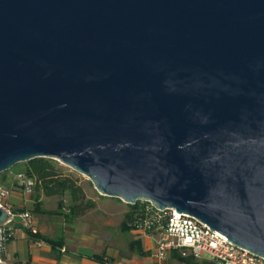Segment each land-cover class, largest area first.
Masks as SVG:
<instances>
[{"label": "water", "instance_id": "1", "mask_svg": "<svg viewBox=\"0 0 264 264\" xmlns=\"http://www.w3.org/2000/svg\"><path fill=\"white\" fill-rule=\"evenodd\" d=\"M37 158L264 258V0H0V176Z\"/></svg>", "mask_w": 264, "mask_h": 264}, {"label": "crops", "instance_id": "2", "mask_svg": "<svg viewBox=\"0 0 264 264\" xmlns=\"http://www.w3.org/2000/svg\"><path fill=\"white\" fill-rule=\"evenodd\" d=\"M18 175L19 172L9 171L0 177L10 191L8 201L16 212L32 214L33 228L46 241L30 238L27 230L16 226L7 246L9 259L30 264H106V260L112 264H155L152 253L158 238L133 229L122 230L129 211L123 201L101 196L96 190L88 195L84 190L94 207L74 218L67 216L72 214L69 196L63 198L62 214H35L32 211L36 197L46 211L58 210L61 199L47 197L43 191L25 192ZM178 255V251L171 252L167 264H184Z\"/></svg>", "mask_w": 264, "mask_h": 264}, {"label": "built area", "instance_id": "3", "mask_svg": "<svg viewBox=\"0 0 264 264\" xmlns=\"http://www.w3.org/2000/svg\"><path fill=\"white\" fill-rule=\"evenodd\" d=\"M19 185L25 192H33L35 182L24 175H18ZM10 191L0 181V207L10 216L0 225V264H30L8 258L7 246L13 237L17 224L25 230L37 233L33 228V216L30 212H16L8 201ZM143 216L133 222V230L147 236L157 237L156 248L152 253L155 264H167L170 254L178 251L181 257L192 256L197 262L212 264H264V258L242 249L225 236L211 231L194 217L175 210H159L151 202H140ZM106 264H112L106 260Z\"/></svg>", "mask_w": 264, "mask_h": 264}, {"label": "trees", "instance_id": "4", "mask_svg": "<svg viewBox=\"0 0 264 264\" xmlns=\"http://www.w3.org/2000/svg\"><path fill=\"white\" fill-rule=\"evenodd\" d=\"M20 174L24 175L27 179H32L35 182L33 191L37 194L38 191H43L47 197H58L61 199L58 210L46 211L42 209V204L39 202V198L36 197L33 213L42 215H58L62 214L63 198L69 196L70 210L72 214H68L70 218H74L86 210L94 207V204L86 199V194L83 186L80 184L78 178H76L71 172L68 174L58 166L55 160L49 158H37L24 164V168ZM1 174L0 177L4 176ZM143 216V205L137 202L135 205H129V211L126 214L122 223V230H130L133 227V222ZM19 227L20 224H17ZM30 238L35 240H45L46 238L40 236L38 233H33L27 230ZM98 259V258H97ZM178 259L184 264H195L197 261L192 257H181L178 255ZM98 260L103 261L102 258ZM200 264H212L207 262H201Z\"/></svg>", "mask_w": 264, "mask_h": 264}, {"label": "rangeland", "instance_id": "5", "mask_svg": "<svg viewBox=\"0 0 264 264\" xmlns=\"http://www.w3.org/2000/svg\"><path fill=\"white\" fill-rule=\"evenodd\" d=\"M24 164L25 163L16 165L15 167H13V169L11 171L21 172L24 168ZM57 164L63 170V172H65L67 174L69 172H71L76 178H78L80 181V184L83 186L84 190L87 192L88 195H90V191L95 190L93 184L86 177L78 174L77 172L73 171L72 169L64 166L63 164H61L59 162H57ZM94 192H96V191H94Z\"/></svg>", "mask_w": 264, "mask_h": 264}]
</instances>
